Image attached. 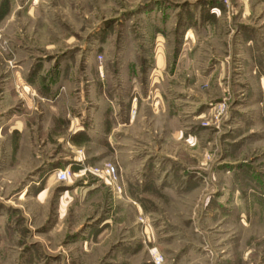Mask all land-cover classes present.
<instances>
[{
	"label": "rangeland",
	"instance_id": "1",
	"mask_svg": "<svg viewBox=\"0 0 264 264\" xmlns=\"http://www.w3.org/2000/svg\"><path fill=\"white\" fill-rule=\"evenodd\" d=\"M153 247L264 264V0H0V264Z\"/></svg>",
	"mask_w": 264,
	"mask_h": 264
},
{
	"label": "built area",
	"instance_id": "2",
	"mask_svg": "<svg viewBox=\"0 0 264 264\" xmlns=\"http://www.w3.org/2000/svg\"><path fill=\"white\" fill-rule=\"evenodd\" d=\"M87 173H90L92 175L104 177L108 180H110L112 183L117 185L118 183V176L115 172V169L112 166H105L104 168H82L79 171L80 176H85ZM71 170L70 168H67L65 170H57L54 173V177L58 182H67L70 178ZM120 191V188H118ZM143 222V220H142ZM151 260L154 264H164L165 258L163 254L159 251L158 248L153 247L149 251Z\"/></svg>",
	"mask_w": 264,
	"mask_h": 264
},
{
	"label": "crops",
	"instance_id": "3",
	"mask_svg": "<svg viewBox=\"0 0 264 264\" xmlns=\"http://www.w3.org/2000/svg\"><path fill=\"white\" fill-rule=\"evenodd\" d=\"M132 118H134V116L132 115V117H131V119ZM109 122H110V120H109ZM130 122H132V120H130ZM111 124V123H110ZM111 128V133H110V135L112 136L113 135V133H114V128H113V126H111L110 127ZM117 129H115V131H116Z\"/></svg>",
	"mask_w": 264,
	"mask_h": 264
}]
</instances>
